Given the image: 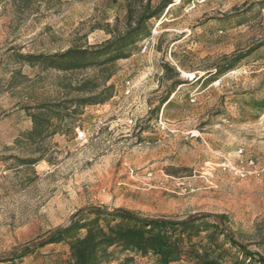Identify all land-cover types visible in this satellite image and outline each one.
Returning <instances> with one entry per match:
<instances>
[{
	"label": "rangeland",
	"instance_id": "374dc122",
	"mask_svg": "<svg viewBox=\"0 0 264 264\" xmlns=\"http://www.w3.org/2000/svg\"><path fill=\"white\" fill-rule=\"evenodd\" d=\"M150 1L171 3L149 19L138 49L115 61L112 96L84 106L70 134L43 142L50 161L31 164L28 145L15 143L31 127L24 105L61 96V81L91 70H39L19 54L101 43L125 1L0 0V264H63L65 243H38L83 207L179 220L224 214L228 233L264 255V44L225 68L264 43V8L257 0ZM214 69V81H195ZM174 79L182 83L172 88ZM26 245L32 250L20 255ZM125 254L109 264H155Z\"/></svg>",
	"mask_w": 264,
	"mask_h": 264
},
{
	"label": "trees",
	"instance_id": "16d2710c",
	"mask_svg": "<svg viewBox=\"0 0 264 264\" xmlns=\"http://www.w3.org/2000/svg\"><path fill=\"white\" fill-rule=\"evenodd\" d=\"M124 1L126 12L123 19H116L107 29L110 37L103 42L73 45L54 53L19 54L22 62L39 70L70 72L72 77L75 72L91 70L80 78L61 81V96L24 105L31 127L22 131L15 143L23 142L30 148V156L23 159L25 162L50 161L45 155L43 142L55 133L70 134L74 119L84 106L103 103L112 96L114 85L107 81L113 74L115 61L138 49L139 42L150 34L149 19L159 17L171 3L164 1L152 6L150 0ZM253 5L264 8V0H257ZM249 8L247 6L244 11ZM262 44L249 48L244 54L231 56L225 68L234 66L245 54ZM168 68L178 76V71ZM220 72V69L207 71L196 76L195 81H214ZM16 73L19 74L16 71L11 75V82H14ZM181 83L180 79H174L171 86ZM206 218H213V221ZM225 220L224 214L208 212L179 220L143 216L123 207H83L73 213L67 225L51 230L38 246L65 243L67 257L63 264H109L119 260V253H126L125 261L132 260V255H150L155 264H170L180 259L193 264H264V255L248 249L228 233ZM201 231H205L204 235L200 234ZM32 248L26 245L19 254L23 255Z\"/></svg>",
	"mask_w": 264,
	"mask_h": 264
},
{
	"label": "built area",
	"instance_id": "2783aa9c",
	"mask_svg": "<svg viewBox=\"0 0 264 264\" xmlns=\"http://www.w3.org/2000/svg\"><path fill=\"white\" fill-rule=\"evenodd\" d=\"M78 135H79V136H82V135H83V132H78Z\"/></svg>",
	"mask_w": 264,
	"mask_h": 264
}]
</instances>
